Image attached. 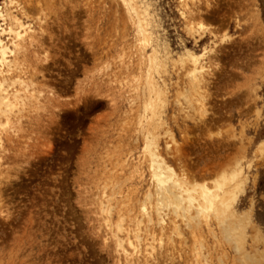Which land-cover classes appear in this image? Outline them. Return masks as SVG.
<instances>
[{"label": "rangeland", "instance_id": "obj_1", "mask_svg": "<svg viewBox=\"0 0 264 264\" xmlns=\"http://www.w3.org/2000/svg\"><path fill=\"white\" fill-rule=\"evenodd\" d=\"M136 1L164 64L155 78L165 103L155 126L145 127L189 187L211 188L223 173L245 168L231 219L194 217L199 228L164 209L168 219L158 223L136 89L148 57L124 0H0V27L6 12L33 29L17 74L42 92L3 144L0 264H264V0L192 3L189 21L203 29L194 36L181 16L184 0ZM204 48L211 70L200 110L189 101L194 64L186 57ZM144 203L152 207L148 224ZM122 219L128 233H117Z\"/></svg>", "mask_w": 264, "mask_h": 264}, {"label": "bare ground", "instance_id": "obj_2", "mask_svg": "<svg viewBox=\"0 0 264 264\" xmlns=\"http://www.w3.org/2000/svg\"><path fill=\"white\" fill-rule=\"evenodd\" d=\"M124 1L127 4L130 12L131 13L133 12L135 14V24L134 25H135V28L137 31L136 42L139 43L143 47L142 49L144 50V52L146 53V56L148 57V65L146 67V72H145L146 76L144 75L145 81L142 83V85H140V86L137 85V88H136L137 90L140 88L143 91L142 98H144V101H143L144 106H143V122L141 125H142V132H145L146 130H148V129H146V127H148L150 124H152L151 126H155V123L158 121V118H159L160 108H162L163 104L165 103L164 99H163V92L161 90L159 82L155 78V75H156L155 73L159 72L160 67H162V66H160L161 61L159 62V58H160L159 54L160 53L157 49L158 47L156 48V46L151 43V39L148 35L147 27H148L149 23L146 20L145 12H139L140 7L137 6L136 0H124ZM196 1H198V0H184L183 4H182V8H181V16L185 19L186 22H188L187 25L189 27V32H190L189 34L192 33L193 36L200 33V31L203 32V29L201 27L199 29L195 28V26L193 24V22L195 20L189 21V18H191V16H190L191 4L196 2ZM2 19H3L2 21L4 22L3 24L6 26V28L0 27V168L2 167L1 160L3 157H1V154L3 153L2 151L4 149L3 144H4V142H6L5 140L8 139V138L5 139V137L8 134L9 135L13 134V133L16 134V131H17L16 126H18L21 123V121L24 117L23 112H25L26 109L29 110V108H35L36 106L40 105L41 100H42L41 99L42 92H39L40 90L37 92V91H35V89L29 87V85L26 84V82H24V80L21 79L22 76L20 77L17 74L21 70V66L19 65V60H20L19 57H21L20 55H23V51H24L25 46H26L25 44L28 41L27 35H29V33L32 32L33 29H32V27L27 26V24L22 23L19 19L11 16L9 13H6V12L2 14ZM185 25H186V23H185ZM201 36H203V35H201ZM28 38H31V36H29ZM31 39L33 40V38H31ZM208 52H209L208 49L204 48L201 50L200 53L193 52L190 55H188V57H186V60L192 59V62H193L192 64H194V68H192L193 72L190 71V72H192L191 73L192 79L190 78V82L192 83V86H190L191 89L188 90L190 92L189 95H191V98L192 97L195 98L196 104L198 103V106H196V105L195 106L197 107V109H200V110H202L204 108V104H203L204 101H202L203 98L205 99L204 94L202 93V90L203 89L205 90V87L203 88L204 80H205V77L207 75H209V73H210L209 71L211 70L209 63L207 62V60L209 59V53ZM186 62H188V61H186ZM135 78H138V77H135ZM125 80H127V79H125ZM138 80H140V78ZM119 82H120V80H119ZM133 83H134V81H133ZM128 85H126V86H128ZM132 85H131V87H132ZM136 89L134 91H136ZM137 92H139V91H137ZM125 95H127V94H125ZM136 95H138V94L136 93ZM133 96H134V94H133ZM193 98H192V100H189V101L192 102ZM133 101H134V99H133ZM137 101H138V99H137ZM190 108H191V106H190ZM201 112H203V111H201ZM144 136H145L144 137V145L145 146L144 145L143 146L145 148V153L150 155L149 156L150 167H148V171L150 168L151 169L150 179H153L154 182H152V184H155V187L154 186H152V187L156 188V190H157V191L153 190L155 192V195L153 194L154 192L152 194H153V196H155V200L153 199L155 202V203L153 202L155 204L154 205L155 210H153V211L156 212L155 214L158 217V223L163 224L165 221L164 218L165 217L167 218V216H169L168 213L174 214V216L176 218H183V220L186 222L189 220L188 223L194 222L195 221L194 217H197L196 218L197 220L200 218L203 222H206V223L210 222L209 224H211L212 218H214L216 220L215 222L218 223V221H219L221 224L225 220L231 219L232 214L230 213L229 210H230V207H231L232 201H233L234 189L238 187V184L240 183L239 177L242 174H244L245 168H241L238 171L223 173L220 176V178L216 179L215 181L213 180L214 182L212 183V185L213 184L214 185L211 188L206 187L205 184L204 185L202 184V182H201L202 186H200V182H199V184H198L199 186H197L196 184H193V186L189 187L188 184H186L187 181H181L182 178L177 177L178 173L175 174L176 172H174L172 167L170 165H167V163H165V161L162 159V157H160V155L157 153V151H158L157 148H159V146H157L158 145L157 139L155 142L156 137L152 135L151 131L148 130L147 134H145ZM155 146H157V148ZM145 158H146V156H145ZM143 160H145V159H143ZM0 180H1V177H0ZM194 181L196 182V180H194ZM150 192L149 193L147 192L148 193V196H147L148 201L146 200V203H148V204L151 203L150 202L151 200H149V195L151 196ZM102 194L106 196L105 193H102ZM100 205L102 206L101 210L103 211L104 216L109 215L112 212V208H110L111 205L109 206L108 200L104 201V202L102 200ZM150 205H152V204H150ZM148 208L149 207H147V205L144 203L142 205V211H141V213L143 214V217H146L149 220V221H147V219H146L147 224H148V222L149 223L152 222V216H151V212H150V209L152 207L150 209H148ZM164 209H166V210L168 209L169 210L168 213H166L167 211L164 212L163 211ZM192 213L194 215H192ZM142 214H141V217H142ZM191 219H192V221H190ZM137 220H139L137 222L138 228L136 229V231L134 230L136 234L140 232L139 226L142 224L140 222L141 219H137ZM143 220H142V222H143ZM123 222H124V219L120 220L119 223H117V226H116L117 233H121V232L123 233V231L125 230L123 228ZM169 222L171 223L170 220H169ZM203 222H202V224H203ZM180 223H181V221H180ZM194 223H196V224H194L196 226H198L197 224L199 223L198 227L200 228V221L194 222ZM221 224H219V225L221 226ZM186 225L189 226L190 224L189 225L186 224ZM223 225H224V223H223ZM243 225H244V223H243ZM206 226H207V224H206ZM226 228H225V230H227ZM176 229L178 230L179 227H177ZM242 229H243V227H242ZM192 230H194V229H192ZM129 233H131V232H129ZM173 235H174V233H173ZM228 235H230V234H228ZM117 236H118V234H117ZM234 236H232V237H234ZM134 237H137L138 240L141 239V237H139L138 234L136 236L134 235ZM159 237H161V236H159ZM243 237H244V234H243ZM243 237L242 238L239 237V238L243 239ZM121 238L122 237H120L118 240V242L120 243L119 246H122L123 239H121ZM124 238H125V236H124ZM228 238H229V236H228ZM239 238L236 239V240H238L237 243L235 242L236 243L235 246H237V251H239L238 248L243 247V243H244V242L242 243V247H241ZM155 239H153V241L157 242ZM161 239H162V237L159 239L157 238L159 245L162 243ZM230 239H233V238H231V236H230ZM159 240H161L160 243H159ZM201 240H200V242H201ZM236 240H234V241H236ZM234 241H233V243H234ZM130 242L132 244V241H130ZM149 245H146V246L148 247ZM132 247L134 248L133 245H132ZM150 248H152V250H153L152 252L154 253L155 252L154 250L156 249V247L151 244ZM240 250H243V249H240ZM126 252H128V251H126ZM203 257H204V255H203ZM198 258L199 257H197V259ZM195 259H196V257H195Z\"/></svg>", "mask_w": 264, "mask_h": 264}]
</instances>
